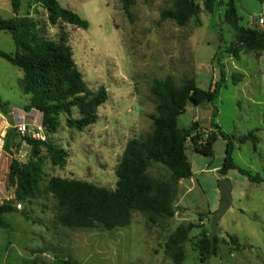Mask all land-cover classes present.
Returning <instances> with one entry per match:
<instances>
[{
	"label": "rangeland",
	"instance_id": "1",
	"mask_svg": "<svg viewBox=\"0 0 264 264\" xmlns=\"http://www.w3.org/2000/svg\"><path fill=\"white\" fill-rule=\"evenodd\" d=\"M203 1L195 0L201 8L199 16L178 26L160 20V13L171 7L167 0H132L130 19L121 0H57L89 23V28L82 30L60 21L52 25L42 7L32 0H19L17 16L37 22L44 39L64 41L90 92L100 87L107 92L95 124L82 132L66 126L68 118H79L76 109L70 117H58L59 127L55 133H47L48 142L67 153V164L52 166L42 151V186L49 178L59 177L115 190L116 168L127 142L151 130L156 102L149 88L155 79L169 80L175 86L191 81L208 91L223 77L218 96L208 109L189 103L178 126L198 123L194 134L204 141L216 133L209 126L211 120L232 142L236 167L264 179V51L240 52L237 57L228 54L235 40V33L224 21L230 0H214L211 13L204 10ZM233 2L245 28H251L253 18L264 13V0ZM0 17H14L11 0H0ZM0 52H17L8 32L0 31ZM22 77L20 69L0 58V101L7 104L0 107V117L9 126L41 123L38 112L24 109L29 96L22 93ZM206 119L208 123L202 124ZM250 132H255L258 144H240L239 139ZM225 149L226 141L217 136L212 156L204 157L187 141L185 155L192 177L179 183L176 213L163 225L149 227L135 212L129 226L112 231L67 229L55 221L51 196L16 205L18 212L5 215L8 227L0 230V264H58L60 259L78 264H174L165 253V244L180 225L192 226L182 264H202L196 243L202 235H209L211 214L218 207ZM30 152L25 143L12 147V156L0 150V179L6 186L0 203H14L8 183L12 158L25 163ZM147 173L155 179L168 176L161 165L151 166ZM225 177L232 184V204L218 223V252L206 264H264V182L253 184L237 170ZM229 236L238 240V248Z\"/></svg>",
	"mask_w": 264,
	"mask_h": 264
},
{
	"label": "trees",
	"instance_id": "2",
	"mask_svg": "<svg viewBox=\"0 0 264 264\" xmlns=\"http://www.w3.org/2000/svg\"><path fill=\"white\" fill-rule=\"evenodd\" d=\"M48 14V21L55 25L59 21L87 30L89 23L73 11L63 8L57 0H32ZM169 9L160 13L161 21H173L184 26L191 18H197L201 8L195 0H167ZM123 12L130 19L132 0H121ZM214 0H204L203 7L207 13L213 10ZM13 18L0 17V31L11 34L17 52L8 55L0 52V58L20 69L23 73L21 90L29 96L25 111H36L41 115V124L46 132L53 134L59 127L58 117L62 114L70 117L72 109L79 114L78 119L68 118L66 126L82 132L95 124L97 110L107 101V92L100 87L95 93L90 92L78 70L72 51L64 41L50 42L40 36L37 22L29 17L17 16L19 0H11ZM225 23L235 33V40L230 44L227 53L237 57L240 52L260 53L264 51V31L252 25L245 28L240 25L236 6L230 0L224 13ZM222 77V76H221ZM223 77L221 78V81ZM220 81V82H221ZM220 82L208 91L197 88L193 82L186 81L175 86L169 80L152 81L149 88L154 98L155 113L150 116L151 130L146 135L133 138L127 142L121 160L116 168L117 185L115 190H107L96 185L74 179L51 177L42 186V159L46 158L54 167H65L67 153L49 142H39L23 137L14 130H8L4 141V151L12 156L14 146L27 144L30 156L25 163L12 158L8 183L13 188V201L0 203V230L7 229L4 219L7 214L17 213L16 205L29 203L32 199L48 195L55 201L56 223L67 229L112 231L127 227L135 212L139 213L149 227L163 225L176 213L175 201L179 183L192 177L191 167L185 155L187 141H191L194 151L204 157L212 156L213 143L217 136L226 141L225 158L221 176L231 170H237L253 184H260L264 179L252 175L236 167L232 159L233 144L220 129L209 121V126L216 133L209 135L204 141L200 135L194 134L198 123L188 128H180L178 119L187 105L211 104L217 98L221 88ZM7 105L0 101V107ZM214 114V113H213ZM251 142L258 144L255 132H250L239 139L240 144ZM153 165H161L168 171V176L155 179L147 170ZM25 216L23 212H20ZM192 226H178L165 244V253L174 264H182L184 260V244L188 240ZM233 246L239 247L238 240L229 236ZM219 239L212 240L202 235L196 247L199 259L206 264L218 252ZM58 264H78L72 259H60Z\"/></svg>",
	"mask_w": 264,
	"mask_h": 264
},
{
	"label": "water",
	"instance_id": "3",
	"mask_svg": "<svg viewBox=\"0 0 264 264\" xmlns=\"http://www.w3.org/2000/svg\"><path fill=\"white\" fill-rule=\"evenodd\" d=\"M258 19L259 16H255L253 18V24L258 25ZM209 101H205L199 105L193 103L192 105L194 107L199 108L200 110H207V105H209ZM208 120H204L202 124H207ZM22 141V138L19 137V142ZM218 188H219V202H218V207L214 213L211 214V220H210V232L208 235V239L212 240L218 230V223L222 219V217L226 214V212L229 210L232 204V197H231V192H232V184L229 178L227 177H222L218 183Z\"/></svg>",
	"mask_w": 264,
	"mask_h": 264
},
{
	"label": "built area",
	"instance_id": "4",
	"mask_svg": "<svg viewBox=\"0 0 264 264\" xmlns=\"http://www.w3.org/2000/svg\"><path fill=\"white\" fill-rule=\"evenodd\" d=\"M260 30L264 31V13L259 16L258 25ZM8 129H12L19 135V137H27L39 142H48V134L41 123L28 124L20 122L13 126H9L4 122L3 118L0 117V150L4 147V139Z\"/></svg>",
	"mask_w": 264,
	"mask_h": 264
},
{
	"label": "crops",
	"instance_id": "5",
	"mask_svg": "<svg viewBox=\"0 0 264 264\" xmlns=\"http://www.w3.org/2000/svg\"><path fill=\"white\" fill-rule=\"evenodd\" d=\"M5 154L7 155V153H5ZM1 157H2V154H0V158ZM3 158H4V156H3ZM4 190H6V186L4 183L1 182V179H0V196L3 194Z\"/></svg>",
	"mask_w": 264,
	"mask_h": 264
}]
</instances>
